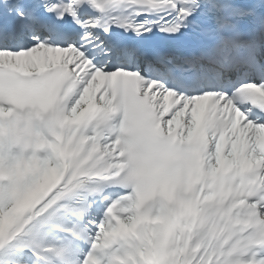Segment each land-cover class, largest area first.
<instances>
[{"label":"snow or ice","instance_id":"obj_1","mask_svg":"<svg viewBox=\"0 0 264 264\" xmlns=\"http://www.w3.org/2000/svg\"><path fill=\"white\" fill-rule=\"evenodd\" d=\"M0 264H264V0H0Z\"/></svg>","mask_w":264,"mask_h":264}]
</instances>
